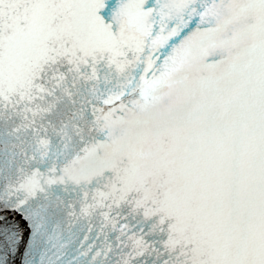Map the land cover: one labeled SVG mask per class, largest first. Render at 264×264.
I'll return each mask as SVG.
<instances>
[{"label":"snow or ice","instance_id":"1","mask_svg":"<svg viewBox=\"0 0 264 264\" xmlns=\"http://www.w3.org/2000/svg\"><path fill=\"white\" fill-rule=\"evenodd\" d=\"M0 264H264V0H0Z\"/></svg>","mask_w":264,"mask_h":264}]
</instances>
